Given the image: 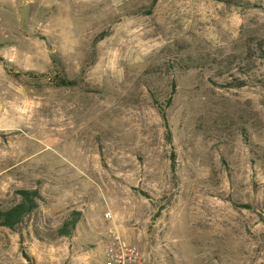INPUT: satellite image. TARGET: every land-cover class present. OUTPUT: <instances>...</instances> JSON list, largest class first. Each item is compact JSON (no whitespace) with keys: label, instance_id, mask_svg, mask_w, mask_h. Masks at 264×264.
Instances as JSON below:
<instances>
[{"label":"rangeland","instance_id":"1","mask_svg":"<svg viewBox=\"0 0 264 264\" xmlns=\"http://www.w3.org/2000/svg\"><path fill=\"white\" fill-rule=\"evenodd\" d=\"M0 22V206L40 193L0 264H264V0H0Z\"/></svg>","mask_w":264,"mask_h":264},{"label":"trees","instance_id":"2","mask_svg":"<svg viewBox=\"0 0 264 264\" xmlns=\"http://www.w3.org/2000/svg\"><path fill=\"white\" fill-rule=\"evenodd\" d=\"M224 2L225 0H218ZM156 2V0H154ZM103 36L100 35L99 38L96 40H102ZM95 42V43H96ZM172 92H175L176 83L175 80L172 81ZM74 83L61 81L60 86H72ZM245 83L236 82L234 84L229 85V87H244ZM173 95L166 99L165 106H159L158 101H155L156 106L158 108V112L164 122L166 133L165 137L166 140L171 143V132L168 124V115L167 109L172 105ZM157 100V99H155ZM174 155L172 158L174 159ZM145 194V193H144ZM16 196L18 197L17 202L13 204L2 207L0 206V227L7 228L11 231L18 232L21 230L25 220L35 214L39 209V200H40V193L37 189L34 190H27V189H20L16 191ZM244 209H250V205H242ZM81 212L80 211H72L69 217L62 223V225L57 229V235L62 238H70L81 220Z\"/></svg>","mask_w":264,"mask_h":264},{"label":"built area","instance_id":"3","mask_svg":"<svg viewBox=\"0 0 264 264\" xmlns=\"http://www.w3.org/2000/svg\"><path fill=\"white\" fill-rule=\"evenodd\" d=\"M108 217H111V215H108ZM107 264H143V257L135 248L120 247L115 253L109 255Z\"/></svg>","mask_w":264,"mask_h":264},{"label":"crops","instance_id":"4","mask_svg":"<svg viewBox=\"0 0 264 264\" xmlns=\"http://www.w3.org/2000/svg\"><path fill=\"white\" fill-rule=\"evenodd\" d=\"M1 33H3V32H1Z\"/></svg>","mask_w":264,"mask_h":264}]
</instances>
